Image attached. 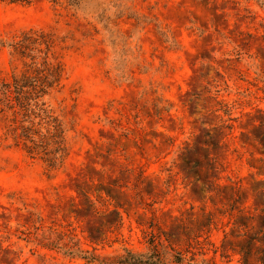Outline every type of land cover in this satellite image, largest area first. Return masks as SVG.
I'll return each instance as SVG.
<instances>
[{
    "label": "rangeland",
    "instance_id": "obj_1",
    "mask_svg": "<svg viewBox=\"0 0 264 264\" xmlns=\"http://www.w3.org/2000/svg\"><path fill=\"white\" fill-rule=\"evenodd\" d=\"M25 74L66 150L0 113V264H264V0H0Z\"/></svg>",
    "mask_w": 264,
    "mask_h": 264
},
{
    "label": "trees",
    "instance_id": "obj_2",
    "mask_svg": "<svg viewBox=\"0 0 264 264\" xmlns=\"http://www.w3.org/2000/svg\"><path fill=\"white\" fill-rule=\"evenodd\" d=\"M35 39L36 38H33L32 35L26 34L23 40L13 44L15 52L21 54L25 53L26 50L30 48L28 41ZM47 58L48 57H45L44 63L40 68H36L34 70L38 72L48 70L54 77V79H59L60 65H51ZM30 78L31 77L29 75L25 74L21 78H19L18 76L15 77L14 82H0V113L12 111V113L14 112V114H22L26 119L31 117V115L41 116V118H43L46 123L53 126V131L49 130V135L44 134L40 139L37 140L35 138V134H37V131H35L33 125H30L22 127L23 132L21 133V135H15V138L17 139V141H20L19 138L24 137V146L31 153L44 152L45 154H48L50 152V146L54 144L56 145L61 157L64 155L66 150V148L62 145L63 138L61 124L58 123L57 118L54 117L47 108H45V103L31 104L26 100V98H28L27 88L31 87L37 92L45 93L46 87L49 86V83H43L42 85H38L37 82L29 83ZM12 93L16 94V101H13V99L11 98ZM129 254L134 255L131 252ZM156 255V261L151 262L128 261L125 258L124 260L121 259L120 262H130L131 264H165L161 259L160 254L157 253ZM178 262L182 264L181 257L178 259Z\"/></svg>",
    "mask_w": 264,
    "mask_h": 264
}]
</instances>
